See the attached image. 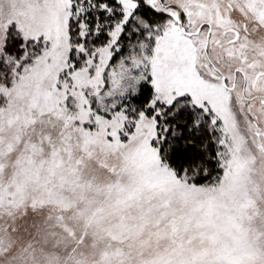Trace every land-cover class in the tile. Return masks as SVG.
Returning a JSON list of instances; mask_svg holds the SVG:
<instances>
[{
    "label": "snow or ice",
    "instance_id": "snow-or-ice-1",
    "mask_svg": "<svg viewBox=\"0 0 264 264\" xmlns=\"http://www.w3.org/2000/svg\"><path fill=\"white\" fill-rule=\"evenodd\" d=\"M0 264H264V0H0Z\"/></svg>",
    "mask_w": 264,
    "mask_h": 264
}]
</instances>
